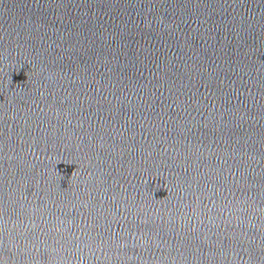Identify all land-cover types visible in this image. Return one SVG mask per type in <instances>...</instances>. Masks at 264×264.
<instances>
[{
    "label": "water",
    "instance_id": "95a60500",
    "mask_svg": "<svg viewBox=\"0 0 264 264\" xmlns=\"http://www.w3.org/2000/svg\"><path fill=\"white\" fill-rule=\"evenodd\" d=\"M0 264H264V0H0Z\"/></svg>",
    "mask_w": 264,
    "mask_h": 264
}]
</instances>
